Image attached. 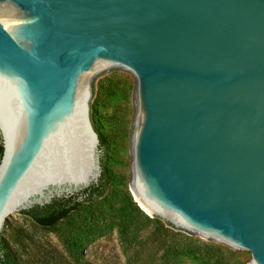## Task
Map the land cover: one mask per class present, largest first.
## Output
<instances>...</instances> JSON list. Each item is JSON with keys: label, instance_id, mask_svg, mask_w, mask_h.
I'll return each mask as SVG.
<instances>
[{"label": "water", "instance_id": "1", "mask_svg": "<svg viewBox=\"0 0 264 264\" xmlns=\"http://www.w3.org/2000/svg\"><path fill=\"white\" fill-rule=\"evenodd\" d=\"M110 72L140 205L264 264V0H0V232L98 183Z\"/></svg>", "mask_w": 264, "mask_h": 264}, {"label": "rangeland", "instance_id": "2", "mask_svg": "<svg viewBox=\"0 0 264 264\" xmlns=\"http://www.w3.org/2000/svg\"><path fill=\"white\" fill-rule=\"evenodd\" d=\"M94 91L91 123L105 139L100 164L108 181L107 190L102 197L81 203L50 227L18 213L0 232L15 262L250 264V254L174 227L140 205L131 189L135 119L131 73L110 72Z\"/></svg>", "mask_w": 264, "mask_h": 264}, {"label": "trees", "instance_id": "3", "mask_svg": "<svg viewBox=\"0 0 264 264\" xmlns=\"http://www.w3.org/2000/svg\"><path fill=\"white\" fill-rule=\"evenodd\" d=\"M98 134V133H97ZM100 149L105 146V139L98 134ZM2 147L0 146V158ZM102 161V160H101ZM108 187L106 174L101 171V176L96 185H92L89 189L83 191L80 195L54 199L50 204L43 207H34L27 212H23L29 216L35 223L43 227L53 226L56 222L65 219L69 213L74 211L81 203L90 202L93 199L102 197ZM0 264H17L9 251L5 241L0 238Z\"/></svg>", "mask_w": 264, "mask_h": 264}]
</instances>
